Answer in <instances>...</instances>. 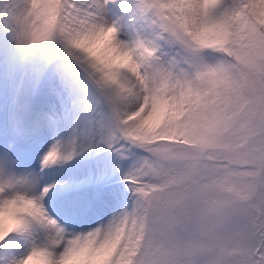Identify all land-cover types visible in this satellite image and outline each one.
<instances>
[{"label": "snow or ice", "instance_id": "1", "mask_svg": "<svg viewBox=\"0 0 264 264\" xmlns=\"http://www.w3.org/2000/svg\"><path fill=\"white\" fill-rule=\"evenodd\" d=\"M0 264H264V0H0Z\"/></svg>", "mask_w": 264, "mask_h": 264}]
</instances>
